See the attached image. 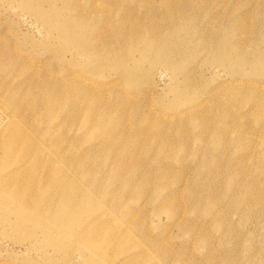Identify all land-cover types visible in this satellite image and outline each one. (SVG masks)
Listing matches in <instances>:
<instances>
[{"label": "rangeland", "instance_id": "374dc122", "mask_svg": "<svg viewBox=\"0 0 264 264\" xmlns=\"http://www.w3.org/2000/svg\"><path fill=\"white\" fill-rule=\"evenodd\" d=\"M0 57V124L34 83L84 85L64 127L84 167L36 188L66 209L19 228L0 206V264H264V0H0Z\"/></svg>", "mask_w": 264, "mask_h": 264}, {"label": "bare ground", "instance_id": "6f19581e", "mask_svg": "<svg viewBox=\"0 0 264 264\" xmlns=\"http://www.w3.org/2000/svg\"><path fill=\"white\" fill-rule=\"evenodd\" d=\"M166 3V2H165ZM6 6V5H5ZM4 6V7H5ZM45 6V4H44ZM25 14V13H24ZM64 31V30H63ZM62 34L67 35V31H65ZM117 34V40H119L122 43H119V41L117 42L120 46H122L125 43V39L123 38V35L116 31V33L113 35V37ZM119 36V37H118ZM121 36V37H120ZM132 39V38H131ZM133 41V40H132ZM131 43V42H130ZM30 55V54H29ZM3 56V55H2ZM1 56V57H2ZM9 56V55H8ZM24 56V55H23ZM32 56V55H31ZM35 56V55H34ZM0 57V58H1ZM9 57H13L12 55ZM36 57V56H35ZM6 58V57H4ZM3 58V59H4ZM20 58V56H19ZM12 59V58H10ZM14 59V58H13ZM12 60L11 61L12 63ZM29 59V58H28ZM23 60V59H22ZM2 61V60H1ZM0 61V62H1ZM5 61V60H4ZM29 61V60H27ZM26 61V62H27ZM16 62V61H15ZM100 62V61H99ZM3 66L5 67V62ZM2 63H0L2 65ZM31 63V62H30ZM24 64V63H23ZM12 65V64H10ZM26 65L28 66L29 64L26 63ZM25 65H22V67ZM64 66V65H63ZM9 67V66H7ZM11 67V66H10ZM9 67V69L11 70V68ZM59 67V66H57ZM62 67V65H61ZM3 68V67H1ZM24 68V67H23ZM28 68V67H27ZM60 68V67H59ZM65 68V66H64ZM5 68H3L4 70ZM8 69V70H9ZM26 69V67L24 68ZM70 69V68H69ZM7 70V71H8ZM28 70V69H27ZM24 72L25 74L27 73ZM42 70V69H41ZM54 70V69H53ZM61 70V69H60ZM5 71V70H4ZM13 71V70H12ZM25 71V70H24ZM52 71V70H51ZM59 71V70H57ZM67 71V70H66ZM65 71V72H66ZM54 72V71H53ZM56 72V71H55ZM76 72V71H75ZM8 73H10L8 71ZM32 73V72H31ZM46 73V72H45ZM57 73V72H56ZM6 74V72H5ZM19 74V73H18ZM30 74V73H29ZM37 74V73H36ZM35 74V75H36ZM40 74V73H39ZM52 74V73H50ZM78 74V72H77ZM24 75V74H23ZM34 75V73H33ZM34 75V76H35ZM43 75V74H41ZM56 75V74H55ZM1 76V73H0ZM3 76V75H2ZM8 76V75H7ZM7 76H5L6 78H8ZM19 76V75H18ZM32 76V75H31ZM48 76V75H47ZM51 76V75H50ZM54 76V74H53ZM66 76V75H65ZM72 78H69L70 76H68V78L66 79H56L54 78H50L51 80V84L52 86L49 85L48 82H46L47 85H45L44 81L41 83V81L39 83H41V85H36L32 86L34 89V92H24L23 94H21V98H16L15 95L12 96L11 94L14 93H9L11 96L9 98L10 99V103L8 106H3L2 111L4 112V116H3V120L0 124V206L2 208H4L6 211H8L9 213H12L14 215V217H17V221H16V225L19 226H23L26 222L25 217L29 211H33L34 209L37 211H41V212H45L48 210V208L50 206H57L59 207V209L61 208L62 210L65 208L64 205L60 206V204L58 205L57 203L55 204H51L49 202H45V205L43 204V200H41V195H43V193L40 194V190H37V186L42 185L43 187H45V185H49L50 183L52 184H63L66 188L67 184H72L76 179V175H75V171L79 168H81L82 164V156L78 154V139L76 137H73L72 139L67 140L65 138V134H64V127L66 126V122L68 121H75L77 119V114L80 111V107H79V103L77 102L78 98H79V92L80 89H82L84 87L83 83L81 82H77L79 81L78 79L76 80V75H72ZM25 77V76H24ZM33 77V76H32ZM31 77V78H32ZM41 77V76H40ZM79 77V76H78ZM1 78V77H0ZM5 78V79H6ZM35 78V77H33ZM62 78V77H61ZM4 79V78H3ZM1 79V80H3ZM16 79V78H14ZM19 79V78H18ZM21 79V78H20ZM26 79V78H25ZM37 79V78H36ZM47 79V78H46ZM22 80V79H21ZM21 80H19V82H21ZM29 80V79H28ZM32 80V79H31ZM68 80V81H67ZM4 81V80H3ZM12 81V80H10ZM35 80L33 79V82ZM6 82V81H5ZM17 82V81H16ZM25 82V81H22ZM27 82V81H26ZM25 82V83H26ZM30 82V81H29ZM32 82V81H31ZM30 84H33L31 83ZM36 82V81H35ZM13 83V82H12ZM80 83V84H79ZM85 83V82H84ZM11 84V83H9ZM16 84V83H15ZM28 84V83H27ZM26 84V85H27ZM19 85V83L17 84ZM23 85H25L23 83ZM22 85V86H23ZM83 85V86H81ZM3 86V85H2ZM1 86V87H2ZM11 86V85H8ZM45 86V87H44ZM87 86V85H86ZM16 87V86H15ZM29 87V86H28ZM49 87V88H46ZM88 87V86H87ZM9 88V87H8ZM13 88V86H12ZM17 88V87H16ZM21 88V87H20ZM19 88V89H20ZM27 88V87H26ZM46 88V89H45ZM6 89V88H5ZM15 89V88H14ZM13 89V90H14ZM22 89V88H21ZM20 89V91H22ZM29 89V88H28ZM2 91V89H0ZM11 90V88L9 89ZM17 90V89H16ZM26 90V89H24ZM19 91V92H20ZM5 92V91H4ZM7 92V90H6ZM18 93V92H17ZM8 94V95H9ZM6 96V95H5ZM18 96V94H17ZM0 98L1 97L0 95ZM7 97V99H9ZM70 99L72 100V103L70 104V108H68L67 106V102H69ZM4 100V98L2 99ZM0 99V104L3 103L4 101H2ZM8 102V101H7ZM6 102V103H7ZM7 105V104H6ZM1 106V105H0ZM82 107V106H81ZM1 109V107H0ZM66 109L68 110L67 114H64L65 112H67ZM1 118V117H0ZM63 118V119H62ZM90 118V117H89ZM62 119V120H61ZM60 120V121H59ZM89 121V120H88ZM69 124V123H68ZM90 127V126H89ZM107 127V125H106ZM98 128V127H97ZM68 131V130H66ZM88 132V131H87ZM95 135V134H94ZM97 135V134H96ZM94 137V136H93ZM100 141V140H99ZM106 141V140H105ZM101 142V141H100ZM114 143V142H113ZM100 145V143H99ZM98 145V147H99ZM100 149V148H99ZM94 153V152H93ZM96 153V152H95ZM94 155V154H93ZM92 157V155H90ZM89 156V157H90ZM102 156V155H101ZM88 157H86L85 159H87ZM94 158L96 159V156H94ZM94 158H91L92 160ZM90 159V158H89ZM90 159V161H91ZM85 161V160H84ZM89 161V160H88ZM94 161V160H93ZM88 164V162L86 161L85 164ZM92 163V161L90 162V164ZM88 164V166L90 165ZM93 165V164H92ZM86 168L83 169V172L85 173V171L88 170L87 165H85ZM122 166V165H121ZM120 166V167H121ZM84 167V165H83ZM93 167V166H92ZM91 167V168H92ZM90 168V166H89ZM107 168V167H106ZM109 169V168H108ZM121 169V168H120ZM91 171V169H90ZM106 171V169L104 170ZM95 172V171H94ZM102 172V171H101ZM119 172V169H118ZM121 172V171H120ZM91 174V172H89ZM93 173V171H92ZM107 173V172H104ZM121 173H124L121 172ZM89 174V175H90ZM95 173H93L94 176ZM109 174V173H108ZM117 174V173H116ZM79 178V177H78ZM88 178V177H87ZM90 179L93 178L91 175L89 177ZM122 178V177H121ZM125 178V177H124ZM130 178V176L128 177ZM85 179V178H84ZM80 180V179H79ZM125 180V179H124ZM131 180V179H130ZM128 180V182L130 181ZM92 181V179H91ZM89 181V182H91ZM117 181V180H116ZM120 181V180H119ZM76 182V181H75ZM132 182V181H130ZM22 183L25 184H29L30 187H32L31 189L26 187H22L21 185H24ZM98 183V180H97ZM116 183V182H114ZM118 184H120V182H117ZM122 183V182H121ZM84 184V181H83ZM117 184V185H118ZM74 185V184H73ZM97 185V184H95ZM133 185V184H132ZM21 186V187H20ZM51 186V185H50ZM53 186V185H52ZM51 186V193H53L52 187ZM58 186V185H57ZM79 186V183H78ZM42 187V188H43ZM62 187V188H63ZM98 188V185L95 186ZM113 187V186H112ZM115 187V186H114ZM60 188V187H59ZM68 188V187H67ZM70 188V187H69ZM81 188V187H80ZM129 188V187H128ZM26 189V190H25ZM33 189H36V192H32ZM54 189V188H53ZM73 189H79V188H73ZM84 189V188H83ZM96 189V188H95ZM113 189V188H112ZM55 190V189H54ZM97 190V189H96ZM128 190V189H127ZM132 190V187H131ZM62 191V190H61ZM64 191V190H63ZM62 191V192H63ZM80 191V190H77ZM111 191V190H110ZM118 191V188H117ZM44 192V191H43ZM65 192V191H64ZM67 192H69L67 190ZM72 194V191H70ZM76 192V191H75ZM83 192V191H81ZM78 192V193H81ZM114 192V189H113ZM124 192V191H123ZM129 192H131L129 190ZM77 193V192H76ZM77 193V194H78ZM96 193H99L98 190ZM109 193V191H108ZM115 193H116V189H115ZM125 193V192H124ZM57 194V193H55ZM75 194V196L77 195ZM61 192H60V196H61ZM81 195V194H80ZM84 195V194H82ZM128 195V192H127ZM74 196V195H73ZM108 196V195H107ZM44 197V196H43ZM56 197V196H55ZM110 197V195H109ZM63 195H62V199H63ZM68 199V197H66ZM112 198V197H111ZM114 198V195H113ZM112 198V199H113ZM61 199V197L59 198V200ZM106 199V197H105ZM55 200V198H54ZM58 200V201H59ZM72 200V197L71 199ZM7 204H5V203ZM55 202V201H54ZM53 202V203H54ZM108 202V201H107ZM113 202V201H112ZM112 202H110V204H112ZM121 202V201H119ZM72 203V202H71ZM115 203V202H114ZM113 203V204H114ZM4 204V205H3ZM108 204V203H107ZM73 205V204H72ZM4 206V207H3ZM71 206V204H70ZM75 207L77 206L76 204L74 205ZM74 207V208H75ZM78 207V206H77ZM66 209V208H65ZM70 209V208H69ZM76 209V208H75ZM78 209V208H77ZM71 210V209H70ZM35 212V213H39V212ZM78 211V210H77ZM76 211V212H77ZM7 212V213H8ZM34 212V211H33ZM32 212V213H33ZM74 212V213H76ZM79 212V211H78ZM122 212V211H121ZM31 213V214H32ZM126 213V212H124ZM43 214V213H42ZM78 214V213H77ZM76 214V215H77ZM80 214V213H79ZM8 217L9 215L6 214ZM35 215V214H34ZM38 215V214H37ZM75 214H73L74 216ZM75 215V216H76ZM82 215V213H81ZM122 215H125L122 213ZM12 216V215H11ZM33 216V215H32ZM126 216V215H125ZM30 217V216H29ZM36 217V216H35ZM81 217V216H80ZM80 217H77L78 219ZM68 218V217H67ZM128 218V217H127ZM5 219V218H4ZM3 219V220H4ZM95 219V218H94ZM93 219V220H94ZM7 220V218H6ZM49 220V219H48ZM72 220V219H71ZM98 220V219H97ZM5 221V220H4ZM9 221V220H8ZM15 221V220H14ZM47 221V220H46ZM62 221V220H61ZM82 221V220H81ZM54 220H53V224H54ZM67 222V220H66ZM89 222V221H88ZM87 222V224H88ZM93 222V221H92ZM27 223V222H26ZM42 223V222H41ZM44 223V222H43ZM57 223V222H56ZM81 223V222H80ZM96 223V222H95ZM29 224V223H28ZM45 224V223H44ZM43 224V225H44ZM66 224V223H65ZM75 224V221H74ZM72 223V225H74ZM84 224V222H82V225ZM10 225V224H9ZM58 225H60V223H58ZM68 227V224H66ZM71 225V226H72ZM77 225V224H75ZM81 225V224H80ZM85 225V224H84ZM83 225V227H84ZM94 225V224H93ZM40 226V225H39ZM42 226V225H41ZM40 226V227H41ZM54 226V225H53ZM64 226V225H63ZM90 226V223H89ZM38 227V226H37ZM76 229L77 226H75ZM36 228V227H35ZM56 228V227H55ZM53 228V229H55ZM60 228V227H59ZM64 228V227H63ZM89 228V227H88ZM25 229V227H24ZM42 229V228H40ZM46 229V228H45ZM57 229V228H56ZM61 229V228H60ZM70 229V227L68 228ZM75 229V230H76ZM93 231V228H90ZM96 229V228H95ZM35 230V229H34ZM64 230V229H63ZM71 230V229H70ZM89 230V229H87ZM43 231H44V227H43ZM46 231H48L46 229ZM51 231V229L49 230ZM60 231V230H59ZM67 231V229H66ZM69 231V230H68ZM73 231V228H72ZM81 231L82 227H81ZM90 231V232H92ZM45 232V231H44ZM43 232V233H44ZM57 232V231H56ZM87 232V231H85ZM29 233V232H28ZM47 233V232H45ZM65 233V231H64ZM80 233V232H79ZM54 234V233H53ZM71 234V232H70ZM69 234V235H70ZM92 234V233H91ZM90 234V235H91ZM50 235V234H49ZM56 236V234H54ZM53 235V236H54ZM68 235V233H67ZM68 235V238H66V241H68V239L70 238ZM74 233L71 236V239H69V243H71L72 241L75 243L78 242L81 243V239L83 238H87V237H83L82 234L74 236ZM88 235V234H87ZM52 236V235H51ZM66 237V236H65ZM51 238V237H50ZM53 238V237H52ZM51 238V239H52ZM57 239L61 240L64 239L62 237L61 233L57 234ZM89 238V237H88ZM53 241V240H52ZM58 241V240H55ZM54 241V242H55ZM105 241V240H104ZM61 242V246L63 247V245H65V240L64 241H60ZM59 242V243H60ZM85 242V241H84ZM91 242V241H90ZM94 242V241H93ZM113 242V241H112ZM53 243V242H52ZM67 243V244H69ZM89 243V241H88ZM102 243L105 244V242L102 241ZM100 243V244H102ZM56 244V242H55ZM58 244V243H57ZM91 244V243H90ZM95 244V242H94ZM93 244V245H94ZM104 244L100 245L103 246ZM78 243L77 246L78 247ZM82 245H85L82 244ZM89 245V244H87ZM74 246V247H75ZM96 245H94L95 247ZM99 246V244H98ZM72 247V245H71ZM81 247V245H80ZM83 247V246H82ZM91 247V246H90ZM93 247V248H94ZM66 248H70V246L66 247ZM92 248V249H93ZM96 248V247H95ZM71 250V249H70ZM97 250V249H96ZM64 251V250H63ZM95 251V249H94ZM93 250L91 251L94 252ZM99 251V250H98ZM105 251V250H103ZM71 254H73V251L71 250ZM87 252V250H86ZM89 252V251H88ZM70 252L68 251V254ZM90 253V254H91ZM97 253V252H96ZM64 254V252H63ZM66 253V256L68 255ZM87 254V253H86ZM79 254H77L78 256ZM95 255V253H93V256ZM101 255V254H100ZM65 256V255H64ZM63 256V257H64ZM71 256V255H70ZM88 256V254L86 255ZM99 256V255H98ZM104 256V255H103ZM103 256L101 258H103ZM97 257V256H96ZM106 257V256H105ZM72 258V257H71ZM74 258V257H73ZM95 258V256H94ZM87 259V258H86ZM104 259V258H103ZM106 259V258H105ZM69 260V259H67ZM66 260V261H67ZM98 260V259H97ZM96 260V261H97ZM65 261V260H64ZM82 261V260H81ZM87 262V260H85ZM101 260H99L96 263H99ZM73 262V261H72ZM94 262V259H93ZM102 262V261H101ZM113 262V261H112ZM75 263V262H74ZM77 263V262H76ZM106 263V262H105ZM109 262H107L108 264ZM66 264V263H65ZM69 264V263H68ZM91 264V263H90ZM93 264V263H92ZM101 264V263H99ZM104 264V263H102ZM111 264V263H110Z\"/></svg>", "mask_w": 264, "mask_h": 264}]
</instances>
